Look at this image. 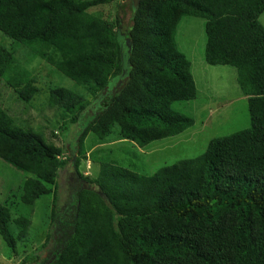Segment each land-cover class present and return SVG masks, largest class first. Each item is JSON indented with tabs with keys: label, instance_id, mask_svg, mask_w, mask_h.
<instances>
[{
	"label": "trees",
	"instance_id": "obj_1",
	"mask_svg": "<svg viewBox=\"0 0 264 264\" xmlns=\"http://www.w3.org/2000/svg\"><path fill=\"white\" fill-rule=\"evenodd\" d=\"M112 1L0 0V34L10 41L9 50L0 41L7 88L25 104L39 93L17 55L73 82L51 87L46 98L49 109L69 116L61 134L75 127L62 139L68 149L17 126L0 107V160L26 175L19 201L33 207L52 196L58 229L21 264H264V0H139L122 34L118 18L105 23L90 14ZM184 18L204 21V63L236 71L248 128L212 139L201 155L152 176L99 162L91 152L98 174L82 176L89 134L101 145L113 135L145 148L194 125L173 109L197 94L191 62L176 43ZM86 93L94 96L87 105ZM68 164L77 190L64 196L60 170ZM11 197L0 204V238L14 253L31 222L12 218Z\"/></svg>",
	"mask_w": 264,
	"mask_h": 264
},
{
	"label": "rangeland",
	"instance_id": "obj_2",
	"mask_svg": "<svg viewBox=\"0 0 264 264\" xmlns=\"http://www.w3.org/2000/svg\"><path fill=\"white\" fill-rule=\"evenodd\" d=\"M131 4L132 0H114L107 5L92 9L90 14L105 23H113L118 18L121 23L119 30L124 32V29L130 25ZM259 22L264 27V13L260 16ZM205 40L203 20L184 18L181 21L176 32V43L179 51L191 62V74L197 94L194 100L175 104L173 109L193 118L192 128L181 135L154 142L145 148H139L128 141L116 140L113 135L108 143L101 145L96 137L89 134L85 141L86 158L81 160L78 170L82 176L94 179L98 174L99 166L90 161L91 152L94 153L93 158L99 162L108 160L124 169L144 176H152L162 167L201 155L212 139L222 138L248 128L247 102L237 85V73L230 67H212L204 63ZM0 41L9 50L10 41L3 38L1 34ZM16 58L18 65L26 69L35 80L39 93L30 104L22 103L0 79V107L7 112L17 126L24 130L40 132L48 143L57 148L68 149L69 147L64 145L62 139L68 138L75 127L72 126L71 131H64L61 134L60 127L69 119V116L63 117L60 110L49 109L46 106V98L51 87L70 88L73 82L58 72L52 75L50 67L37 58L30 62H26L27 59L22 55H17ZM93 97L88 93L84 94V104L91 102ZM69 154L70 151L60 159L65 160ZM72 171L70 164L60 170V187L64 196L77 190V187L71 186ZM24 176L26 177L25 174L0 160V204L8 195L16 196L11 197L10 200L13 204L12 218L26 217L31 222L26 240L17 243L14 253L6 248L0 238V264H21L25 257L45 245L49 230L55 231L52 226L57 227L56 223L51 222L50 219L52 196L40 199L33 207L20 203V186ZM61 208L64 209V207ZM57 231L58 229L52 234L56 236ZM10 232L12 235L17 234L13 224H10ZM58 242L59 239L56 243ZM42 252L44 256H49L46 250Z\"/></svg>",
	"mask_w": 264,
	"mask_h": 264
},
{
	"label": "water",
	"instance_id": "obj_3",
	"mask_svg": "<svg viewBox=\"0 0 264 264\" xmlns=\"http://www.w3.org/2000/svg\"><path fill=\"white\" fill-rule=\"evenodd\" d=\"M132 8L136 9L139 5V0H132ZM125 47L128 49V51L130 50V45H129V39H126L125 41Z\"/></svg>",
	"mask_w": 264,
	"mask_h": 264
},
{
	"label": "flooded vegetation",
	"instance_id": "obj_4",
	"mask_svg": "<svg viewBox=\"0 0 264 264\" xmlns=\"http://www.w3.org/2000/svg\"><path fill=\"white\" fill-rule=\"evenodd\" d=\"M75 183L77 184V186H78L79 188H82L81 182H80V181H78V179L76 180V182H75ZM79 190H80V189H79ZM59 236H60V235H58V236H57V238H59ZM57 238H55V239H56V241H57ZM56 244H57L56 242H55V243H52V246H54V247H55V246H56ZM54 247H52V251H54V250H56V249H57V248H56V249H54Z\"/></svg>",
	"mask_w": 264,
	"mask_h": 264
},
{
	"label": "clouds",
	"instance_id": "obj_5",
	"mask_svg": "<svg viewBox=\"0 0 264 264\" xmlns=\"http://www.w3.org/2000/svg\"><path fill=\"white\" fill-rule=\"evenodd\" d=\"M52 228H54V227H52ZM55 231H56V230H55ZM55 231H54V232H55Z\"/></svg>",
	"mask_w": 264,
	"mask_h": 264
}]
</instances>
